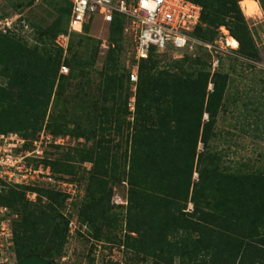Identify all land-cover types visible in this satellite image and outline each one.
I'll return each instance as SVG.
<instances>
[{
	"label": "rangeland",
	"instance_id": "374dc122",
	"mask_svg": "<svg viewBox=\"0 0 264 264\" xmlns=\"http://www.w3.org/2000/svg\"><path fill=\"white\" fill-rule=\"evenodd\" d=\"M239 5L257 49V59L243 57L240 47L228 45V38L233 35L227 26H221L213 39L196 37L204 44L196 42L183 51L155 52V55L160 69L178 72L182 78L190 74L197 78L204 60L211 63L212 76L221 69L230 73L228 96L216 124L212 151L219 154L221 164L230 171L264 173V4L261 0H241ZM8 34L54 60L61 57L71 68V74L65 77L57 72L48 111L40 112L45 120L28 119L30 148L35 147L34 140L42 133L51 141L44 146L43 159L31 156L30 161L37 165L48 158L57 173L73 175L76 182L85 186L74 201L67 199L59 204L60 213L53 212L46 199L29 205L43 230L39 237L46 238L43 249L60 251L53 260L60 264H250L254 259V264H264V238H246L245 243L257 246L250 250L245 247L238 253L220 255L202 250L194 257L187 252L169 262L130 248L127 235L137 234L129 232V203H115V193L124 194L129 189L136 135V109L132 110L129 102L125 105L126 96L130 101L134 95L126 76L127 45L123 39L113 41L110 26L102 21L93 20L83 33L71 32L66 0H0V36ZM60 35H67L68 42ZM111 50H116L123 62L116 80L110 78L111 72L107 70ZM75 55L85 59L95 55L93 64L85 70L73 68L70 61ZM39 60L40 75L53 71L46 58ZM178 61L182 64L178 65ZM2 76L0 72V82ZM212 88L210 83L209 89ZM154 113L152 109L149 115L155 116ZM207 118L204 115V121ZM62 137L66 143L57 144L55 141ZM203 148V143H199L198 152ZM112 174H117L119 180L115 181ZM193 179L198 181L197 171ZM193 207L189 203L186 211H193ZM22 211L20 207L13 213V231L15 223L23 219ZM71 220L78 228H71ZM52 233L58 237L57 241L50 238ZM177 237L193 244L200 234H185L181 230ZM19 260L14 245L9 249L0 247V264Z\"/></svg>",
	"mask_w": 264,
	"mask_h": 264
},
{
	"label": "trees",
	"instance_id": "16d2710c",
	"mask_svg": "<svg viewBox=\"0 0 264 264\" xmlns=\"http://www.w3.org/2000/svg\"><path fill=\"white\" fill-rule=\"evenodd\" d=\"M193 1L203 6L202 24L194 33L196 37L213 39L221 26H227L240 42V55L253 60L258 58L239 5L241 0ZM261 1L264 4V0ZM66 2L70 19L71 5ZM124 22L123 17L116 16L111 23L113 41L123 39ZM88 27L89 24L84 30ZM155 52L159 51L153 49L149 57L140 62L136 135L128 189V228L130 233L137 235L128 234L127 245L140 254L165 262L187 252L194 257L202 250L220 255L238 253L245 247L249 250L257 248L252 242L245 243V239L264 238V173L230 171L221 164L219 154L212 151L216 124L228 96L230 73L221 69L212 76L211 63L204 60L197 78L192 74L182 78L178 72L160 69ZM94 57L85 59L75 55L70 63L73 68L85 70L87 65L93 64ZM39 58H46L53 71L40 75L42 63ZM60 58L54 60L30 48L13 34L0 36V72L3 74L0 133L17 132L28 138L29 117L45 120L40 112L48 111L57 72L66 64ZM109 58L107 70L111 72L110 78L116 80L123 62L116 50L110 51ZM180 64L182 62L178 61ZM126 76L130 82L129 72ZM210 83L212 89H209ZM128 102L129 96H126L125 105ZM152 109H155V116L149 115ZM206 114L208 118L204 121ZM199 143L204 145L201 152H198ZM50 161L45 158L43 162L50 166L56 178L77 180L73 175L57 173ZM195 171L199 173L198 181L193 179ZM112 176L115 181L119 180L117 174ZM80 185L84 191L85 186L82 182ZM29 190L38 193L35 204L27 197ZM67 198L66 193L40 186L11 187L0 193V205L8 206L13 213L20 207L23 210V219L15 223L13 231L17 259L31 254L54 259L60 254V251L43 249L46 238L39 237L43 230L29 205L46 199L53 212L60 213L58 206ZM189 203L194 207L193 211L187 212ZM49 226L52 228V224ZM181 230L185 234L199 233L200 237L190 244L178 239ZM50 238L58 240L54 233ZM255 262L253 259L250 264Z\"/></svg>",
	"mask_w": 264,
	"mask_h": 264
},
{
	"label": "built area",
	"instance_id": "2783aa9c",
	"mask_svg": "<svg viewBox=\"0 0 264 264\" xmlns=\"http://www.w3.org/2000/svg\"><path fill=\"white\" fill-rule=\"evenodd\" d=\"M67 1L72 10L71 32L83 33L85 26L93 20L102 21L110 26L116 16L124 18L123 41L128 48L126 66L134 91L129 101L132 110H135L136 106L140 62L148 58L153 49L159 52L183 51L196 42L204 44L194 34L202 24L203 6L193 0ZM60 38L66 39L67 42L69 40L67 35H60ZM60 73L69 75L70 67L63 64ZM48 142L51 141L42 133L34 140L35 147L30 148L29 138L22 134L0 133V193L11 187L44 186L66 193L69 201H74L83 193L79 182L58 179L49 166L40 161V164L35 165L30 161L31 156L44 158V146H47ZM55 142L65 144L66 139L58 138ZM124 185H127V182H124ZM27 197L30 201L36 202L38 193L29 190ZM115 203L128 205V191L124 194L116 192ZM12 216L13 211L8 206L0 205V247L6 246L9 249L14 245ZM71 228H78L74 220H71Z\"/></svg>",
	"mask_w": 264,
	"mask_h": 264
},
{
	"label": "water",
	"instance_id": "95a60500",
	"mask_svg": "<svg viewBox=\"0 0 264 264\" xmlns=\"http://www.w3.org/2000/svg\"><path fill=\"white\" fill-rule=\"evenodd\" d=\"M14 264H60L56 260L42 257L39 254H31L23 257Z\"/></svg>",
	"mask_w": 264,
	"mask_h": 264
},
{
	"label": "bare ground",
	"instance_id": "6f19581e",
	"mask_svg": "<svg viewBox=\"0 0 264 264\" xmlns=\"http://www.w3.org/2000/svg\"><path fill=\"white\" fill-rule=\"evenodd\" d=\"M228 45L231 46L232 48H239L240 47V42L238 39L234 36H230L228 38Z\"/></svg>",
	"mask_w": 264,
	"mask_h": 264
}]
</instances>
